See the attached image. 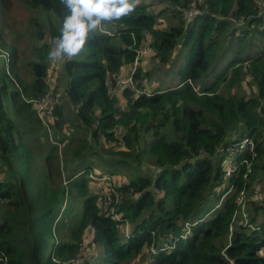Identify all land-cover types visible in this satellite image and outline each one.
<instances>
[{
	"label": "trees",
	"instance_id": "trees-1",
	"mask_svg": "<svg viewBox=\"0 0 264 264\" xmlns=\"http://www.w3.org/2000/svg\"><path fill=\"white\" fill-rule=\"evenodd\" d=\"M165 1L172 20L166 28L159 25L163 10L139 4L131 16L104 26L112 36L98 32L79 56L58 62L66 84L57 102L48 53L66 8L60 0H0V57L7 56L0 64V264H67L84 253L86 236L97 253L88 252L80 264H128L141 255L144 264H264V200L252 198L264 181L261 0ZM13 5L25 10V19L8 22ZM145 37L152 61L174 63L175 84L147 92L149 73L140 59L133 75L140 93L115 94L116 78L134 64ZM46 92L55 99V124L64 122L67 103L71 123L91 139L73 148L72 158L105 143L113 146L106 152L112 166L141 171L113 186L114 215L85 197L65 240L48 252L53 232L66 228L63 189L48 185L49 164L37 175L24 121ZM246 136L253 151H243L225 177L222 150ZM225 182L230 189L218 192ZM105 198L112 203L115 196Z\"/></svg>",
	"mask_w": 264,
	"mask_h": 264
},
{
	"label": "rangeland",
	"instance_id": "rangeland-1",
	"mask_svg": "<svg viewBox=\"0 0 264 264\" xmlns=\"http://www.w3.org/2000/svg\"><path fill=\"white\" fill-rule=\"evenodd\" d=\"M139 4H148V9L154 13L163 10V15L158 17L159 25L162 28H166L168 24H170V6L164 7L162 4L168 5V2L165 0H140ZM261 6V5H260ZM167 8V9H166ZM261 10L264 14V9L261 6ZM194 12V10H193ZM27 13L23 8L13 7L9 11L8 22L12 20H22L25 19ZM241 23L237 26H241L243 20L240 19ZM24 29L21 28V31ZM109 30V29H108ZM102 33H106L111 35L112 33L107 30L100 31ZM112 36V35H111ZM182 55L178 56L181 58ZM7 57V56H6ZM5 54L3 57H0V64L3 59L6 58ZM145 65L147 66L146 72L149 73V83L147 81V87L149 90L147 92L153 90H163L167 89L166 87L172 86L175 82H171L172 79V68L174 67V63H169L167 65H159L152 61L150 50L141 58ZM183 62V59L181 60ZM134 67H127L124 69L122 73L124 78H128L131 74ZM47 77L50 79V83L52 84L51 90L57 86V97L56 101H62L63 88L65 87L66 80L63 79V76L60 77V67L58 62H53L51 66H49L47 70ZM58 78V81H57ZM135 84V83H134ZM134 91V94L138 93L134 88H130ZM119 88H116L115 94L119 92ZM55 99L50 92H46L44 96L33 101L32 108L27 111L25 116V125L28 129V133L25 136V143L32 146L33 156L35 159L34 168L36 169L37 175L42 174L49 164V179L47 181L48 185H58L63 189L62 195L63 197V206L61 216H65V229L59 225L57 228V232H53L52 239L48 240V245L45 247V251L48 252L54 245V242L59 244L60 240H65V236L67 235V230L69 228V222L76 218V212L80 210L81 202L85 197H94L98 200V203L101 205V208L105 214H113L112 204H119L118 195L114 193L113 186H121L124 183L129 182L132 178L141 174V171H137L132 166H121L117 165L114 167L111 165V161L106 155V152L109 147H113L110 144L103 143L95 146L94 154H84L82 159L72 158L71 150L83 144L85 140L86 145L91 144V139L84 135L82 129H78L75 124H72V121H75L74 115L72 114V108L65 103L64 104V122L61 124L59 120V125L55 124L56 119H53L52 113L54 110ZM5 111L9 117L14 116V112L12 106L9 102H5ZM70 140H73L74 143L71 145L69 143ZM252 142V140H251ZM117 147V146H116ZM117 150L116 148H114ZM225 149V148H224ZM100 152L97 154L96 152ZM226 151V150H225ZM251 152V151H247ZM66 153V155H65ZM52 156V157H51ZM228 156V155H227ZM229 158V156H228ZM238 157L234 158V164H238ZM1 168V163H0ZM228 164H223V170H227ZM57 171L59 172V176H57ZM2 174H0V178ZM225 176H228L225 174ZM83 183L82 188H78L77 184ZM75 184V187L72 185ZM257 189H254L255 194L252 195V198L257 202L264 200V181L256 185ZM230 189V185L228 182H225L221 187L217 189L218 192H225ZM82 193V195H80ZM109 193L114 194L115 199L110 203L107 201L105 196ZM84 195V196H83ZM79 200V201H77ZM120 201V200H119ZM5 203L0 201V205ZM215 201H210V204H214ZM239 203H241V198ZM205 208H207L205 206ZM209 216H212L210 214ZM244 221L245 218H242ZM240 220V221H243ZM246 222V221H245ZM86 247L84 248V257L89 253L90 256L97 253V249L95 246L87 245V236L85 238ZM165 247V245H164ZM167 247V246H166ZM93 248V250L91 249ZM165 249V248H164ZM155 252V251H154ZM264 250L262 251V255ZM82 254V255H83ZM71 259L67 262V264H72L74 262H82L87 257H81ZM146 255H141L129 262L128 264H144L143 260Z\"/></svg>",
	"mask_w": 264,
	"mask_h": 264
},
{
	"label": "clouds",
	"instance_id": "clouds-1",
	"mask_svg": "<svg viewBox=\"0 0 264 264\" xmlns=\"http://www.w3.org/2000/svg\"><path fill=\"white\" fill-rule=\"evenodd\" d=\"M60 3L68 14L59 36L52 41L48 59L63 63L79 56L105 25L131 16L140 0H60Z\"/></svg>",
	"mask_w": 264,
	"mask_h": 264
},
{
	"label": "built area",
	"instance_id": "built-area-1",
	"mask_svg": "<svg viewBox=\"0 0 264 264\" xmlns=\"http://www.w3.org/2000/svg\"><path fill=\"white\" fill-rule=\"evenodd\" d=\"M260 4L262 6V8L264 9V0L260 1ZM193 14V10L191 12L188 13L189 16H192ZM236 25H239L241 23V21H236L235 22ZM112 35V34H111ZM150 50V39L148 37H145L144 40L142 41V44L140 45V47L138 48V51L136 53V59L133 65H130L131 67H134V69L132 70L131 74L129 75L128 78H124L122 73L124 71L121 72V74L116 78L115 80V88H119V89H124V88H128L130 91H132L130 88H134L135 91L139 94L140 91L136 90V88L134 87V81H133V75L134 72L137 68V65L139 63V60ZM129 67V66H128ZM134 93V91H133ZM137 94V95H138ZM119 133V130H117V134ZM226 150V151H225ZM253 151V142H251V139L248 138L247 136L244 137L241 141L236 142L234 144H232L231 146L225 148L222 150V152L227 156V160L225 163L228 164V168L227 170H224V176L225 174L230 176L236 169V164H234V158L238 157L240 154H242V152H247V151ZM251 155H255L254 153H251ZM245 162V160H244ZM225 176V177H228ZM240 201V199H239ZM243 217V216H242ZM245 218V217H243ZM165 249L167 248L166 246L164 247ZM72 264H77V262H74Z\"/></svg>",
	"mask_w": 264,
	"mask_h": 264
},
{
	"label": "crops",
	"instance_id": "crops-1",
	"mask_svg": "<svg viewBox=\"0 0 264 264\" xmlns=\"http://www.w3.org/2000/svg\"><path fill=\"white\" fill-rule=\"evenodd\" d=\"M124 69H126V68H124ZM124 69L122 71H124Z\"/></svg>",
	"mask_w": 264,
	"mask_h": 264
}]
</instances>
